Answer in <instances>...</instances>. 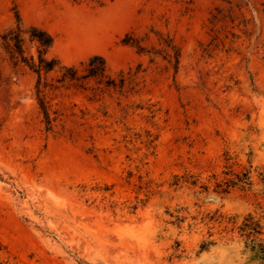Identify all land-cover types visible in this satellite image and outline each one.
Here are the masks:
<instances>
[{
	"label": "rangeland",
	"instance_id": "rangeland-1",
	"mask_svg": "<svg viewBox=\"0 0 264 264\" xmlns=\"http://www.w3.org/2000/svg\"><path fill=\"white\" fill-rule=\"evenodd\" d=\"M0 264H264V0H0Z\"/></svg>",
	"mask_w": 264,
	"mask_h": 264
},
{
	"label": "trees",
	"instance_id": "trees-1",
	"mask_svg": "<svg viewBox=\"0 0 264 264\" xmlns=\"http://www.w3.org/2000/svg\"><path fill=\"white\" fill-rule=\"evenodd\" d=\"M31 39H35L39 42L40 45L42 46H48L51 42L50 37L46 36L44 32L36 29H32V32L30 34ZM13 46L15 49L20 53L22 51L21 44H20V39H18L16 36L13 37ZM9 46V43H7ZM92 62V61H91ZM90 62V64H91ZM54 65L53 61H45L43 58L39 57L37 69H44L45 71L51 70ZM102 70V68L98 67H91L90 72L91 73H97L98 71Z\"/></svg>",
	"mask_w": 264,
	"mask_h": 264
}]
</instances>
